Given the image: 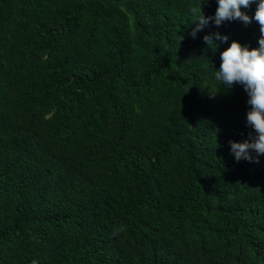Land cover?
I'll list each match as a JSON object with an SVG mask.
<instances>
[{
    "label": "trees",
    "instance_id": "16d2710c",
    "mask_svg": "<svg viewBox=\"0 0 264 264\" xmlns=\"http://www.w3.org/2000/svg\"><path fill=\"white\" fill-rule=\"evenodd\" d=\"M0 264H264V0H0Z\"/></svg>",
    "mask_w": 264,
    "mask_h": 264
}]
</instances>
